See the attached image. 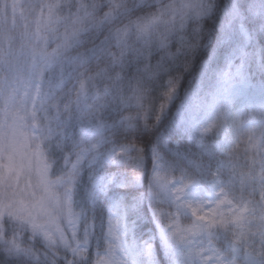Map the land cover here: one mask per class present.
Returning <instances> with one entry per match:
<instances>
[{
  "label": "snow or ice",
  "instance_id": "1",
  "mask_svg": "<svg viewBox=\"0 0 264 264\" xmlns=\"http://www.w3.org/2000/svg\"><path fill=\"white\" fill-rule=\"evenodd\" d=\"M0 264H264V0H0Z\"/></svg>",
  "mask_w": 264,
  "mask_h": 264
}]
</instances>
